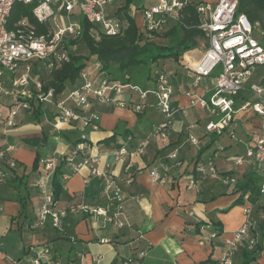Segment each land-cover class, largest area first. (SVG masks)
I'll list each match as a JSON object with an SVG mask.
<instances>
[{
  "label": "crops",
  "instance_id": "1",
  "mask_svg": "<svg viewBox=\"0 0 264 264\" xmlns=\"http://www.w3.org/2000/svg\"><path fill=\"white\" fill-rule=\"evenodd\" d=\"M190 1L214 4L217 0ZM123 5L124 0H113L108 13L116 14ZM142 7H146L145 0L129 7L137 25L141 24ZM203 50L201 42L182 55L175 71L172 64L168 66L172 104L182 110L174 115L164 137L151 134L152 126L163 120L152 94L144 99L140 116L128 104H117V101L141 102L129 89L116 96L115 101L91 105L98 114L95 130L82 132L76 125L66 123L54 127L53 108L46 103L40 117L24 111L18 115L15 127L0 130V146L8 148L7 156L18 162L9 172L10 178L26 177L27 206L26 214L21 215L15 189L8 181L0 184V264H28L45 247L73 258L75 264H123L128 259L131 264H211L219 259L226 241L246 220L244 208L249 205L252 229L246 247L260 243L256 262L264 264V192L255 205L245 200L242 205L229 207L238 194L218 181L223 175L238 179L252 167L249 163L236 165L232 157L245 152L250 134L260 127V118L250 108L241 109L243 100L250 95L245 90L236 96L235 112L223 134L204 130L203 124L211 116L206 109L190 102L195 97L209 96L212 78L204 77L195 85L189 71ZM185 56L190 61L185 62ZM254 72L250 82H255ZM144 83L145 87L138 86L151 89L155 85L153 79ZM81 134L87 140L85 152L91 162L77 169L69 163L63 166L61 192L53 201L58 209L67 211L66 217L59 228L49 222L31 228L42 201L35 187L39 169L32 171L36 155L40 163L52 156H67L72 141ZM189 135L198 139L197 145L189 141ZM142 142L144 147L138 151ZM209 158L215 162L216 174L201 175L195 162ZM75 160L80 162L82 156H76ZM152 169L165 177V183L152 180ZM190 180L194 187L188 186ZM114 185L125 195L122 212L126 221L121 227L112 218L117 211ZM81 203L102 209L111 205L105 215H91L76 211ZM214 232V237L208 235ZM207 259L208 263H201ZM242 260L239 248L233 262L242 264Z\"/></svg>",
  "mask_w": 264,
  "mask_h": 264
},
{
  "label": "built area",
  "instance_id": "2",
  "mask_svg": "<svg viewBox=\"0 0 264 264\" xmlns=\"http://www.w3.org/2000/svg\"><path fill=\"white\" fill-rule=\"evenodd\" d=\"M15 3L34 4L33 15L40 22L50 21L53 25L52 33L41 37H35L31 33L23 39L21 35L16 36L14 32L7 31V19ZM112 3L113 0H0V130L15 127L18 115L24 111L30 112L27 99H33L34 104L46 103L47 106H52L54 127L58 123H66L76 125L82 132L95 130L98 128V114L91 109V105L95 102L105 104L115 101L116 96L129 89L137 94L141 102L117 101V104H128L133 110L142 112L144 99L152 94L156 98L155 105L163 115V120L152 126L151 134L163 137L166 135L165 131L172 123L174 115L182 108L173 106V86L169 76L162 71L157 72L153 88L143 89L130 82L108 80L105 76L95 74L99 67V64L95 63L93 72L86 73L83 70L76 83L57 96H54L51 88L43 90L42 82L33 73L35 63L44 62L51 70L69 60V53L76 47L75 45L64 47L62 42L65 37L79 35L82 30L80 22L74 16L75 11L93 25L92 32L96 38H99V33L107 36L121 35L126 22L119 15L108 13V7ZM237 3L238 0H217L214 4H196V11L201 20L198 27L203 30L206 41L200 59L190 66L189 71L195 85L204 77H211L212 84L209 96L192 98L190 103H197L209 112L211 117L203 124L204 130L210 134L221 135L229 128L235 112L236 96L247 90L250 95L243 100L240 107L250 108L260 118V127L250 134L245 152L234 155L232 160L236 165L249 163L264 176V87L250 82L255 69L264 67V47L260 41L258 24L250 23L242 13L237 14ZM182 5L178 0H157L153 5L142 7L141 24L137 25L140 33L145 38H152L155 34L164 32L170 24L178 20ZM124 78L127 80L129 76L125 75ZM3 97H11L12 101L2 104ZM80 137L85 138L84 134ZM188 139L193 145L198 144V139L194 136L189 135ZM144 144L142 142L139 145L138 151H141ZM85 151L86 143L81 140L72 147L65 159L77 169L91 162ZM7 152L8 148L0 146V184L9 179V172L18 166L14 158L7 156ZM79 155L82 156V160L76 162V156ZM57 159L52 156L41 161L35 187L42 201L37 218L31 224L33 229L42 227L46 222L54 228H59L67 215L65 209H58L53 202L51 179ZM196 170L201 175L207 172L215 175L216 165L213 158L197 162ZM150 176L155 182L165 183V177L156 170L152 169ZM192 181L190 180L189 187H194ZM219 181L223 185L231 186L235 183L236 177L223 175ZM107 183L111 185L112 181L108 180ZM113 189L117 211L112 218H116V225L121 227L126 221L122 212L125 195L116 185ZM261 191L264 192V182L261 184ZM110 205L111 203L107 208ZM107 208L91 207L81 203L76 211L105 215ZM244 213L246 220L226 241L215 264H234L235 248L248 240L252 227V221L249 219L250 205L244 208ZM210 237H214V234L211 233ZM139 255L142 256L143 252ZM28 264H75V262L73 258L45 247L35 254ZM123 264H131V259Z\"/></svg>",
  "mask_w": 264,
  "mask_h": 264
},
{
  "label": "trees",
  "instance_id": "3",
  "mask_svg": "<svg viewBox=\"0 0 264 264\" xmlns=\"http://www.w3.org/2000/svg\"><path fill=\"white\" fill-rule=\"evenodd\" d=\"M137 1L124 0V5L116 12L126 22L123 33L118 36H107L99 33V38H96L92 32L93 25L86 22L75 11L74 16L80 22L82 30L79 35L67 36L62 42L64 47L70 45H75L76 47L74 51L69 53V60L56 65L51 70L47 68L44 62L35 63L33 67L34 71L37 65H42L45 70L46 77L39 78L42 82L43 90L51 88L54 96H57L67 87L76 83L81 72L84 70L87 58L86 55L80 53V46H84L89 54L96 56L95 63H98L99 67L95 74L105 76L108 80L122 83L130 82L145 87L144 81L150 79L155 80L157 72L162 71L168 75V72L164 68L159 69L157 67L160 62L170 61L175 71L180 66L179 61L185 52L197 48L201 42L206 41L203 30L198 27L201 20L196 11V4L199 2L178 0L183 4L178 20L170 24L169 28L164 32L157 33L152 38H145L140 33V28H138L133 14L129 11V7L131 5H137ZM33 7L34 4L15 3L7 19L6 30L14 32L16 36L21 35L23 39H26L28 34L31 33L35 37L51 34L53 31L52 23L50 21H38L32 13ZM236 10L237 14H244L250 23L258 24L261 37L260 41L264 47V0H238ZM205 45H207V42ZM188 61L190 59L188 56H185V62ZM153 66L155 73L152 75L151 68ZM125 75L129 76L127 80L124 78ZM257 83L264 87V73L257 80ZM27 101L30 105V113L34 117H40L43 112V104H34L33 99H27ZM135 112L139 116L142 113ZM123 131L125 130L123 129ZM81 140L87 142L85 138L82 139L78 135L72 141V147ZM66 157L58 158L55 162L51 179L54 201L58 199L61 192L60 179L62 176V168L68 163L65 159ZM197 162L198 160L195 162V165ZM39 166H41V163L39 157L36 155L32 164V171L38 170ZM6 181L16 191V200L20 205L21 215L26 214L27 206L24 195L26 177L14 176ZM262 182H264V176L252 166L245 170L233 185H224L231 187L232 192L238 194L237 198L229 207L236 204L242 205L245 200L255 205L261 197V194H263L261 191ZM227 209L222 211L225 212ZM213 234L214 236L216 235L215 232ZM208 235L210 236V233ZM262 240L264 241V237ZM247 241L238 244L235 251L239 248L242 249V264H257L256 257L261 249L260 243L255 244L252 248H247ZM208 261L209 259L201 263H208ZM217 261H211V264H215Z\"/></svg>",
  "mask_w": 264,
  "mask_h": 264
},
{
  "label": "rangeland",
  "instance_id": "4",
  "mask_svg": "<svg viewBox=\"0 0 264 264\" xmlns=\"http://www.w3.org/2000/svg\"><path fill=\"white\" fill-rule=\"evenodd\" d=\"M154 2L156 3L157 0H145V6L148 7V6L152 5V4H154ZM120 4H123V2L120 1ZM137 21L138 22L140 21V18L139 17H137ZM80 53L87 56V58H86V65L84 67V71H86V73L87 72H93L94 71V66H95L94 64H95V61H96V56L93 55V54H89L88 51L85 49L84 46H80ZM170 65H171V62L170 61H165V62H160L157 67L159 69H163L164 68L165 71L168 72V66H170ZM154 71H155V69L152 67L151 68V74H154L155 73ZM33 73L38 78H40V77H43L44 78V76L46 77L45 70H44V68H43L42 65H37L35 67ZM263 73H264V67H259V68L255 69L254 76H253L254 77L253 80L256 82L258 79L261 78V76L263 75ZM10 100H11L10 98L3 97L1 99V103L2 104H6Z\"/></svg>",
  "mask_w": 264,
  "mask_h": 264
}]
</instances>
